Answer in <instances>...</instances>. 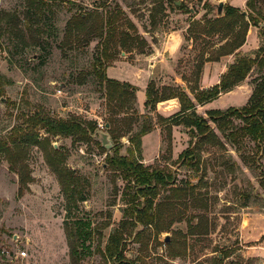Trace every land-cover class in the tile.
Listing matches in <instances>:
<instances>
[{
	"label": "rangeland",
	"instance_id": "374dc122",
	"mask_svg": "<svg viewBox=\"0 0 264 264\" xmlns=\"http://www.w3.org/2000/svg\"><path fill=\"white\" fill-rule=\"evenodd\" d=\"M41 1L43 7L31 6V0H0V81L6 83L0 104V138L21 124L18 119L21 112L29 115L38 108L55 118L96 123V132L88 141L74 143L71 138L51 139V145L66 157L65 165L84 181L86 201L79 204L77 215L91 222L95 235L91 242L92 254L79 264H111L103 259L102 251L109 235L123 219V210L127 207L123 192L127 185L114 173L107 158L114 148L120 155H126L130 147L128 138L139 131L144 121L152 123L151 132H161V139L158 157L154 159L153 150L144 151V155L142 151V164L167 168L176 176L177 187L188 188L190 184L195 190L187 200L174 199L165 203L172 206L166 205L164 213L172 214L175 221L159 235L157 243L152 237L149 241L146 239L150 228L137 226L134 234L144 230L142 240L145 239L147 245L140 248V244L126 237V259L141 264H214L217 257L222 260L220 264H264V185L260 183L264 180V143L258 148L257 142L240 137L234 144L229 143L209 122L223 145L220 147L217 140L201 143L193 139L188 129L180 126L182 135L175 141L176 152L192 147L200 159L199 171L188 169L171 157L165 141L167 127L159 122V115L149 108L143 111L136 102L131 106L134 111L119 110V100L106 99V92L94 72L97 65L103 68L104 36L99 22L109 13L118 15L117 31L110 40L114 46L108 50L120 53L113 63L128 62L135 67L118 66L114 74L118 79L128 78L142 88L146 83L145 69L139 72L136 67L143 65L144 58L155 49L160 50L171 32H181L183 38L188 35L189 19L201 21L205 14L203 3L222 2L224 6L247 11V0L185 1L196 14L170 11L166 3L165 11L159 12L155 0ZM28 8L40 18L39 24L34 23L30 31L24 21ZM223 13L222 10L221 15ZM77 14L87 15L85 29L79 33L71 30L69 35L71 31L66 30V25ZM5 15L9 23H5ZM215 17L216 10H213L208 18ZM129 24L133 28L129 29ZM127 30L136 43L144 41V46L135 44L133 48H121L120 40ZM198 38L194 44L182 41L180 57L175 62L180 73L188 74L195 55L220 41L219 35ZM263 43L259 28L250 26L237 54L253 57ZM238 55L205 63L201 73V76L205 74L204 85L220 78ZM180 60L181 67L178 68ZM155 70L157 76L165 75L161 67ZM128 74L130 77L126 76ZM258 76V71L253 69L234 88V93L219 95L212 108L226 111L245 106ZM8 102L15 103V107ZM126 104L130 105L128 100ZM207 112L205 108L195 111L197 116L208 120ZM108 123L111 124L110 132ZM243 125L242 120L232 118L230 128L239 136ZM40 133L43 137V131ZM153 142L154 137L146 138L144 148H150ZM28 165L33 182L29 184V191L17 198V176L9 172L5 161H0V264H71L63 225L66 202L58 182L39 149L30 150ZM168 194L166 190L161 191L156 201H164ZM166 237L172 242L170 251L180 257L170 259ZM4 251L14 258L21 251L26 256L10 261ZM225 251H231V255L222 259Z\"/></svg>",
	"mask_w": 264,
	"mask_h": 264
},
{
	"label": "trees",
	"instance_id": "16d2710c",
	"mask_svg": "<svg viewBox=\"0 0 264 264\" xmlns=\"http://www.w3.org/2000/svg\"><path fill=\"white\" fill-rule=\"evenodd\" d=\"M180 2V6L176 2ZM187 0H155L159 5V12H164L165 3L170 11H182L185 14L194 13V8H188ZM44 3L41 0H31V6H41ZM247 11H241L238 8L223 5V15L215 18H208V15L215 10L212 4L205 2L202 8L205 14L201 21L189 19L187 33L184 40L194 42L198 37L220 36L218 45L208 46L204 50H200L195 55V60L188 74L180 73L181 80L185 83L187 90L193 96L192 101L187 92L180 86H162L158 88L154 81L148 83L144 103L145 108L155 110V105L162 101L177 99L180 104V112L171 118H162L158 116L160 123L165 127V141L167 148L171 150V127L185 126L190 136L197 139L201 143L217 140V145L222 147V143L218 140L213 128L209 122L213 123L224 139L234 144L238 137L249 138L260 143H264V43L256 50L253 57L238 55L239 49L244 45L246 35L250 26L259 28V36L264 37V0H247L245 3ZM40 10V8H39ZM245 12V14L243 13ZM36 13L28 8L25 12L24 21L28 25L27 31L31 30L33 24H39L40 18ZM5 23H9L7 15H5ZM154 20V16H151ZM88 17L84 14H77L68 21L67 31H75L79 33L85 29ZM118 15L112 16L107 14L100 19V28L103 27V68L96 66L94 72L106 92L108 101L119 100V110L134 111L131 106L135 103L136 88L106 76V68L111 66L116 60V56L120 53H111L108 51L114 43L110 40L117 31L116 23ZM262 24V26H261ZM8 25V24H7ZM129 29L133 28L132 24L128 25ZM105 30V32H104ZM72 31L70 34H72ZM130 30L123 33V39L120 40L121 48L128 49L137 46H144V41L136 40L130 36ZM23 35V34H22ZM102 34H100L101 36ZM138 39V38H137ZM139 40V39H138ZM190 47L193 48L191 45ZM211 52H209V50ZM110 52V53H109ZM140 53H143L140 51ZM238 55L235 61L228 66L226 72L220 77L219 83L210 89H200L198 82L205 63L217 62L222 57ZM181 67V60L178 68ZM256 69L259 76L253 81L251 95L245 106L239 110L228 109L226 111L213 110L208 111V120L197 116L195 113V105H203L209 103L219 97L223 93H228L243 82L249 73ZM6 83L0 81V104L3 97V86ZM130 105L127 106L126 102ZM6 103V102H5ZM10 103L15 107V103ZM31 113V112H29ZM125 112L124 115H127ZM134 115V114H133ZM149 119L148 116H145ZM232 118L240 119L244 125L240 128L238 136L236 131H232ZM21 124L11 129L10 133L0 138V161H5L8 170L17 176L16 197L21 198L29 191V184L33 182L31 171L28 165V156L32 148L39 149L44 156V160L55 176L60 192L63 195L65 207L64 232L68 247V256L71 264H79L87 256L92 254L91 242L95 235L91 227V222L87 219L80 218L77 215L79 204L86 201L84 194L83 180L71 171L66 165V157L59 150L51 145V139L55 137L71 138L74 143L88 141L91 135L96 132L95 122H81L76 119H61L50 116L42 108L35 109L32 114L27 115L21 112L18 116ZM153 125L150 121H144L138 132H135L128 138L130 147L126 151V155H120L118 149L114 148L112 155L108 157V162L114 173H116L123 181L126 182L127 188L123 192L127 207L123 210V219L118 228H116L108 237L105 249L102 251L103 259L110 261L111 264H138V261H128L125 257L126 237H131L135 243L140 244V248L147 245V241L153 238L157 243L161 233L166 232L173 224L174 216L170 213H164V208L172 206L165 204L172 200L189 199L193 196L195 187L188 185L187 187L176 186V176L167 168L159 167L151 168L144 166L141 162V140L142 137L150 133ZM111 130V124L108 123V131ZM193 130V132L191 131ZM43 131L44 136H40ZM108 132V133H109ZM181 165L188 169L199 171L200 159L194 154L193 148L183 151L178 159ZM229 168V167H228ZM264 185V180H261ZM168 191L169 194L164 201H156L160 198L161 191ZM141 226L148 230L146 243L142 240L144 230L134 234V229ZM196 232V230H192ZM170 259L180 257L174 254L170 249L172 242L167 243ZM231 251H225L222 259L230 257ZM222 260L214 258V264H220ZM141 264V263H140Z\"/></svg>",
	"mask_w": 264,
	"mask_h": 264
},
{
	"label": "crops",
	"instance_id": "0c3cea01",
	"mask_svg": "<svg viewBox=\"0 0 264 264\" xmlns=\"http://www.w3.org/2000/svg\"><path fill=\"white\" fill-rule=\"evenodd\" d=\"M182 41L184 42V38L181 34V32H171L164 40V42L162 43L161 49H155L154 53H151V55H149L148 57L144 58V63L143 65H140V67H136L139 68L137 70H139V72L142 71V68H144L145 73H146V83L144 85V87L139 88L137 86V83H135L134 81H131L128 78L125 79H118V77L114 74V72L117 70V67H128V68H133L135 69V67H133V64H130L128 62H116L113 63V65L109 66L106 68V76L110 79L116 80L118 82L121 83H127L133 87H135L137 90L135 92V102L137 103V105H139V107L144 111L145 107H144V103L146 101L145 98V91L147 88V85L149 82L154 81L156 83L157 87H162V86H170V85H175V86H180L183 90H185L186 92L188 91L185 84L182 82L181 80V75L178 72V69L176 70L177 66H175V62L177 59H179L180 57V48L182 45ZM146 61V62H145ZM157 67H161V69H163V71H165V75H158L155 74L157 72V70H155ZM128 77V75H126ZM133 77V75H132ZM163 77V78H161ZM221 77V76H220ZM134 78V77H133ZM205 74H203V76H201V84H200V89H210L211 87H213L214 85L219 83V76L218 78H216V81L211 83V84H207L204 85L205 81ZM165 80H169V83H166ZM162 81V82H161ZM157 82H159L160 84H157ZM140 91V92H139ZM236 90L233 89L230 92L226 93L225 95H230L231 93H234ZM189 92V91H188ZM190 96L191 94L188 93ZM222 97V96H221ZM192 101H194L193 97H189ZM220 98V97H219ZM218 100L215 99L209 103H206L204 105H199L196 104V110L198 109H207V111H213V110H220L217 108H212L213 107V103L216 102ZM141 110V111H142ZM195 110V111H196ZM142 111V113H143ZM180 112V104L179 101L177 99H170L167 101H162L159 102L155 105V110H153V113L158 114L159 116L163 117V118H171L173 116H175L176 114H178ZM180 126H172L171 127V157H173V159H178L179 155L183 152L182 150L176 152V147H175V141H177L180 136L182 135V133L179 131ZM152 137H154V142L151 143V147L150 148H144L145 146L143 145L144 141L146 138L150 139ZM178 138V139H177ZM160 139H161V132L158 131H153L151 133H148L147 135H145L144 137H142L141 140V154L143 151V155H144V151H148V149L153 150L154 153V159L158 157L159 151H160ZM148 154V153H147Z\"/></svg>",
	"mask_w": 264,
	"mask_h": 264
},
{
	"label": "water",
	"instance_id": "95a60500",
	"mask_svg": "<svg viewBox=\"0 0 264 264\" xmlns=\"http://www.w3.org/2000/svg\"><path fill=\"white\" fill-rule=\"evenodd\" d=\"M177 6L179 5V2L175 3ZM213 8L216 10V15L219 16L222 12L223 3L219 2L218 4H212ZM245 14V12H243ZM193 132V130H191ZM169 242V237L165 238V243Z\"/></svg>",
	"mask_w": 264,
	"mask_h": 264
},
{
	"label": "built area",
	"instance_id": "2783aa9c",
	"mask_svg": "<svg viewBox=\"0 0 264 264\" xmlns=\"http://www.w3.org/2000/svg\"><path fill=\"white\" fill-rule=\"evenodd\" d=\"M3 253L6 255V257H7L10 261H13L14 259H17V258H19V257H25V256H26V253H25L24 251L19 252L18 255L16 256V258L12 257V256H11V253L8 252V251H4Z\"/></svg>",
	"mask_w": 264,
	"mask_h": 264
}]
</instances>
